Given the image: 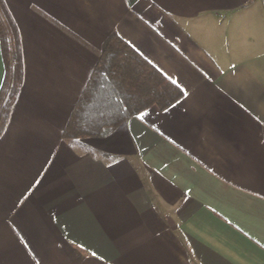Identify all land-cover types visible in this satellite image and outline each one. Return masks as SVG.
<instances>
[{"label":"crops","instance_id":"0c3cea01","mask_svg":"<svg viewBox=\"0 0 264 264\" xmlns=\"http://www.w3.org/2000/svg\"><path fill=\"white\" fill-rule=\"evenodd\" d=\"M3 1L23 79L0 135V264H264V0ZM112 32L183 95L63 139Z\"/></svg>","mask_w":264,"mask_h":264},{"label":"trees","instance_id":"16d2710c","mask_svg":"<svg viewBox=\"0 0 264 264\" xmlns=\"http://www.w3.org/2000/svg\"><path fill=\"white\" fill-rule=\"evenodd\" d=\"M0 51L5 77L0 88V135L23 79L22 51L17 27L0 0ZM183 90L116 32L102 43L98 58L83 86L61 137L76 141L111 133L127 119L156 106L165 110Z\"/></svg>","mask_w":264,"mask_h":264}]
</instances>
